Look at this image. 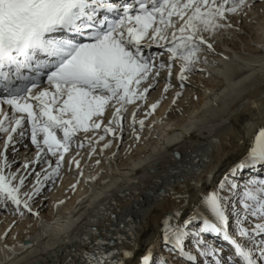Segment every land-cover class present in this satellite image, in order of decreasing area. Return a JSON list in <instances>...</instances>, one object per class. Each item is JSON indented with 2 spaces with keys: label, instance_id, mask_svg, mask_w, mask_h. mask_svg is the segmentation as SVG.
Masks as SVG:
<instances>
[{
  "label": "snow or ice",
  "instance_id": "obj_1",
  "mask_svg": "<svg viewBox=\"0 0 264 264\" xmlns=\"http://www.w3.org/2000/svg\"><path fill=\"white\" fill-rule=\"evenodd\" d=\"M257 14L264 16V0H0V215L13 218L0 235V264L20 255L7 243L18 222L34 220L45 237L61 227L59 218H42V201L66 173L75 193L99 180L103 165L127 159L148 139L161 101L171 96L176 105L193 76L207 75L217 37L231 39ZM238 149L203 183L196 178L208 158L193 167L173 153L176 163L163 174L149 169L156 178L136 217L98 208L89 223L108 222L88 228L79 249L53 257H66L63 264H264V119ZM145 203L160 210L141 251ZM71 238L63 235L62 246Z\"/></svg>",
  "mask_w": 264,
  "mask_h": 264
},
{
  "label": "bare ground",
  "instance_id": "obj_2",
  "mask_svg": "<svg viewBox=\"0 0 264 264\" xmlns=\"http://www.w3.org/2000/svg\"><path fill=\"white\" fill-rule=\"evenodd\" d=\"M254 19L253 24L245 22L239 34L231 33V39L217 37L218 55L208 57L210 65L214 60L216 67L209 65L207 75L193 76L176 105L171 104V96L161 101L148 120L152 125L151 132L146 130L144 133L148 139L127 159L103 165L99 180L78 185L75 193L68 191L71 174L64 175L42 201L45 205L42 218L47 221L59 218L61 227L54 226L51 234L45 237L34 220L18 222V226L12 228L15 241L10 237L7 239V243L15 245L20 253L12 264H63L66 257L61 255L57 262L54 253H66L73 247L79 249V237L88 228H102L108 222L105 217L99 224L89 223V217L98 215V208L119 215L127 212L136 217L135 206L147 200L145 185L156 178L149 169L156 170L157 175L163 174L166 167L176 163L173 153H179L182 162L191 159L193 167L196 160L208 158L209 163L196 178L198 183H203L209 172L225 170L236 158L238 142L247 140L255 125L264 119V16L257 14ZM224 56L228 59L224 60ZM159 96L157 91L150 99L154 102ZM252 101L259 110L253 108ZM126 180L134 183L126 185ZM121 193L125 195L121 196ZM61 199L66 201L65 204L59 210L54 209L52 205ZM143 210L145 214L138 217L144 229L138 233L141 251L153 238L155 220L150 223V219L160 209L145 203ZM12 219L0 215V235ZM65 234L72 238L62 246L61 237ZM26 243H31L32 247L22 251L20 245ZM2 257L3 253H0V259Z\"/></svg>",
  "mask_w": 264,
  "mask_h": 264
},
{
  "label": "rangeland",
  "instance_id": "obj_3",
  "mask_svg": "<svg viewBox=\"0 0 264 264\" xmlns=\"http://www.w3.org/2000/svg\"><path fill=\"white\" fill-rule=\"evenodd\" d=\"M180 112L182 113L183 111L181 110ZM83 202H84V201H83ZM83 202H82V203H83Z\"/></svg>",
  "mask_w": 264,
  "mask_h": 264
}]
</instances>
